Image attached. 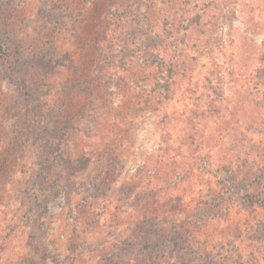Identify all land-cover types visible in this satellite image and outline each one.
<instances>
[{
    "label": "rangeland",
    "instance_id": "obj_1",
    "mask_svg": "<svg viewBox=\"0 0 264 264\" xmlns=\"http://www.w3.org/2000/svg\"><path fill=\"white\" fill-rule=\"evenodd\" d=\"M0 39V264H264V0H0Z\"/></svg>",
    "mask_w": 264,
    "mask_h": 264
},
{
    "label": "trees",
    "instance_id": "obj_2",
    "mask_svg": "<svg viewBox=\"0 0 264 264\" xmlns=\"http://www.w3.org/2000/svg\"><path fill=\"white\" fill-rule=\"evenodd\" d=\"M0 56L1 58L4 60L5 65L7 66V70L8 73L11 75L12 77V81L17 83V86L19 87L21 93L24 96L25 102L27 104H29V112H31L32 116L35 117V108L33 106H31L30 101L32 99V93L29 91L26 83H24L23 80H21L18 75L16 74V72L13 70V67L8 63V61L10 60L9 58V53L4 49V43L2 41V39H0ZM150 57H154L156 58H160L161 57V53L159 52H152ZM153 58V60H154ZM244 198L250 203V204H255L256 203V198H254V196L252 194H244Z\"/></svg>",
    "mask_w": 264,
    "mask_h": 264
}]
</instances>
